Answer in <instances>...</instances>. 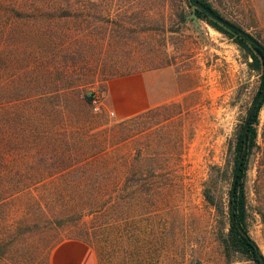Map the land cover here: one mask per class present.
I'll list each match as a JSON object with an SVG mask.
<instances>
[{
  "label": "rangeland",
  "instance_id": "374dc122",
  "mask_svg": "<svg viewBox=\"0 0 264 264\" xmlns=\"http://www.w3.org/2000/svg\"><path fill=\"white\" fill-rule=\"evenodd\" d=\"M46 1L0 0V111L10 114L17 98L36 109L39 95L66 93L70 110L73 99L85 104V133H118L114 126L125 119L109 117L106 108L93 114L92 96L105 98L112 78L158 75L157 83L169 86L162 109L100 149L108 156L152 155L159 160L152 169L157 181L171 185L162 187V200L146 205L139 192L129 200L123 176L119 193L106 177L99 211L73 188L51 195L57 180L30 186L0 208L13 232L4 234L3 264H49L50 251L65 240L89 245L96 264H255L239 254L225 256L219 240L228 227L235 134L255 105L261 80L234 37L204 19L194 21V7L179 0H69L75 7L62 18L44 15L55 12L50 7L59 0H49L50 6ZM205 1L264 50V0ZM263 95L264 88L258 99ZM55 105L61 100H49ZM58 121L62 130L80 132L78 124ZM256 130L245 192L249 235L264 260V105ZM78 138L80 151L89 149ZM205 187L213 206L204 200ZM19 222L23 226L14 233Z\"/></svg>",
  "mask_w": 264,
  "mask_h": 264
},
{
  "label": "trees",
  "instance_id": "16d2710c",
  "mask_svg": "<svg viewBox=\"0 0 264 264\" xmlns=\"http://www.w3.org/2000/svg\"><path fill=\"white\" fill-rule=\"evenodd\" d=\"M57 1V0H56ZM186 6L195 7L191 0H179ZM205 8L209 9L216 16L220 15L205 0H196ZM51 1H46L50 6ZM1 6V4H0ZM45 5V7H47ZM69 0H59L57 5L50 7L56 10L44 15L55 16L60 18L68 17L69 10L74 8ZM195 14L198 18L204 19L215 30L226 34L230 38L234 37V43L245 52V56L252 61L249 63L251 70L260 75V84L254 97V107L248 112V117L241 123L236 131L233 149V169L232 182L228 192L227 202V232L221 235L219 240L222 251L225 256L239 254L254 262L255 264H264L262 254L249 235L248 207L245 192V178L248 166V160L256 147L258 115L264 105V95L259 98L264 88V50L249 41L248 35H240L217 23L207 16L203 11L196 8ZM182 15H184V8ZM120 29L115 30L118 32ZM130 74V73H128ZM35 98L36 103H42L40 108H25V98L14 99L11 105L12 111L8 114L5 108L0 111V208L7 205L8 202L21 191L34 186L35 184L52 182L57 180L60 184L56 187V192L52 194H62L64 190L74 189L77 194L84 198L85 203L96 211L102 207L101 194L104 190L105 178H112L115 184L112 192L119 193L116 187L121 181L118 177L123 176L124 188L129 189V200L135 199V194L140 193L146 205L161 199V190L163 186L170 184L168 180H158L154 171L159 160L152 155L140 152L131 157L102 154L101 146H108L110 141H117L126 137L130 126L149 117L162 107L149 109L143 113L132 116L128 119L118 122L114 127L118 133L111 132L109 129L97 133H89L81 127L82 120L85 116V104L73 99L72 110L68 105L69 94L59 93L55 95H39ZM30 103H33L34 97H29ZM61 100L62 105L48 106L49 100ZM68 119L75 124L80 130L76 132H67L62 130L60 123ZM58 121V122H57ZM43 122V123H42ZM76 128V129H77ZM75 129V130H76ZM82 131V132H81ZM85 140L89 149L80 151L78 148L79 138ZM41 138L43 143H38ZM75 139V144L71 139ZM148 151V149H147ZM56 168L59 171H54ZM164 176V175H163ZM159 175L158 178H162ZM70 177L71 180H67ZM85 177L84 179H81ZM48 179V180H47ZM53 179V180H52ZM53 181V182H54ZM82 182H89V185H80ZM84 186V188L82 187ZM205 186H208L207 182ZM53 192V193H52ZM118 195V194H117ZM203 197L206 203L213 206L214 198L210 194L209 188L203 189ZM152 200V201H151ZM9 215L0 214V264L7 254L8 241L4 234H12V223L8 221ZM264 220V219H263ZM23 222L16 225L14 233L19 232ZM57 224H60L57 222ZM100 228V224H98ZM27 228V227H26ZM17 230V231H16ZM7 235V236H8Z\"/></svg>",
  "mask_w": 264,
  "mask_h": 264
},
{
  "label": "crops",
  "instance_id": "0c3cea01",
  "mask_svg": "<svg viewBox=\"0 0 264 264\" xmlns=\"http://www.w3.org/2000/svg\"><path fill=\"white\" fill-rule=\"evenodd\" d=\"M134 73L112 78L107 84L104 107L112 110L117 119L123 120L158 107L161 97L168 92L169 86L162 87L157 83L158 75L145 77ZM49 264H96V257L84 242L65 240L50 251Z\"/></svg>",
  "mask_w": 264,
  "mask_h": 264
},
{
  "label": "water",
  "instance_id": "95a60500",
  "mask_svg": "<svg viewBox=\"0 0 264 264\" xmlns=\"http://www.w3.org/2000/svg\"><path fill=\"white\" fill-rule=\"evenodd\" d=\"M193 5L195 6L192 9V13H191V18L194 21H197L198 17L195 14L196 8L200 9L201 11H203L207 16H209L210 18H212L213 20H215L216 22H218L219 24L223 25L224 27L237 32L240 35H246L244 34L242 31H240L239 29H237L236 27H234L233 25L227 23L225 20H223L221 17L216 16L213 12H211L209 9L205 8L202 4H200L198 1L196 0H191ZM249 41L251 43L256 44L252 39L249 38ZM257 45V44H256Z\"/></svg>",
  "mask_w": 264,
  "mask_h": 264
},
{
  "label": "built area",
  "instance_id": "2783aa9c",
  "mask_svg": "<svg viewBox=\"0 0 264 264\" xmlns=\"http://www.w3.org/2000/svg\"><path fill=\"white\" fill-rule=\"evenodd\" d=\"M90 107H91V112L93 114H101L103 110L105 109L104 107V99L102 95L96 94L93 95L90 101ZM107 115L109 117H113L114 113L113 112H108Z\"/></svg>",
  "mask_w": 264,
  "mask_h": 264
}]
</instances>
